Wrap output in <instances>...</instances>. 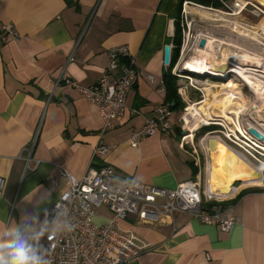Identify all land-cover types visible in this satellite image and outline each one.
I'll return each mask as SVG.
<instances>
[{"label":"crops","instance_id":"obj_1","mask_svg":"<svg viewBox=\"0 0 264 264\" xmlns=\"http://www.w3.org/2000/svg\"><path fill=\"white\" fill-rule=\"evenodd\" d=\"M182 1L0 0V19L14 23L19 33L14 41L0 40V242L21 241L29 231L45 237L52 230L45 211L66 183L58 167L81 177L88 167L109 164L114 182L136 180L168 189L195 177L190 140L196 145L177 130L175 111L168 133L156 132L136 145L127 142L165 102L163 47L173 46ZM116 45H125L134 57L136 77L125 112L101 133L97 106L55 81L67 77L92 85L108 64V49ZM120 74L118 66L110 77ZM98 142L109 147L103 158L92 157ZM210 160L209 155V191ZM234 181L228 187L237 185L235 195L220 203L235 218L228 231L182 212L119 219L118 226L140 247L129 264H264V172L255 185ZM108 217L102 206L93 220L102 224Z\"/></svg>","mask_w":264,"mask_h":264},{"label":"built area","instance_id":"obj_2","mask_svg":"<svg viewBox=\"0 0 264 264\" xmlns=\"http://www.w3.org/2000/svg\"><path fill=\"white\" fill-rule=\"evenodd\" d=\"M221 2L227 9L239 5L237 0L231 5L222 0ZM186 3L188 2L185 1L183 5ZM247 5L259 9L251 1H247L244 9ZM251 12L256 14L255 10ZM18 37L15 24L0 19V40L14 41ZM172 47L170 45L169 62L164 64L165 67L170 63ZM107 55L108 64L92 85L81 86L67 77H58L55 81V84H69L97 106L102 121L101 133L113 128V120L125 112V97L136 77L134 57L125 45L110 47ZM68 60H72L71 55ZM118 66L121 67L120 76L111 78L110 72ZM149 78L154 82L152 77ZM171 105L169 102L158 105L154 109L155 116L145 119L140 127L133 129L127 142L136 145L144 137L156 132L168 133L173 125ZM248 129L247 126L243 133L238 131V136L234 135L229 139L249 154L250 160L238 152L246 162L258 167L263 178L264 142L250 134ZM183 133L192 138L184 127ZM203 141L204 139L199 144V150L207 151ZM189 144L192 149L191 156L198 168L197 173L193 179L178 183L172 189L145 185L136 180L114 182V170L109 164L99 168L88 167L81 177H75L64 168L58 167L60 175L66 178V183L58 199L45 211L52 230L45 237H39L29 231L21 236L20 242L32 249V254L41 264H129L139 254L140 247L131 233L118 226V220L128 215H135L138 220L143 221L155 219L159 215L189 213L204 223H215L221 230H230L235 218L227 213L220 203L235 195L237 185H233L228 194L219 197L211 193L208 188V154L205 152L201 160L200 152L191 140ZM32 146L28 147L29 151ZM108 150L106 144L98 142L93 148L92 157L103 158ZM2 186L3 179L0 177V191ZM102 206L109 212V217L99 224L93 219L97 209Z\"/></svg>","mask_w":264,"mask_h":264},{"label":"rangeland","instance_id":"obj_3","mask_svg":"<svg viewBox=\"0 0 264 264\" xmlns=\"http://www.w3.org/2000/svg\"><path fill=\"white\" fill-rule=\"evenodd\" d=\"M234 1L224 0L228 5H231ZM249 1L258 6L259 9H256L252 5H247L245 9L239 12L233 7L227 9L223 6L222 9H214L192 3L182 5L179 14L182 27L181 46L177 61L172 68V73L177 77V93L180 99V107L173 115L180 130L183 131L184 127L187 134L192 135L194 144L198 149L204 137L215 132L214 134L218 140L250 160L249 154L237 147L230 139L234 135L238 136V131L243 133V129L247 126L248 128L250 127L249 123H251L252 119L258 118L256 110L259 108H261V111L264 110V95L261 97L255 95L252 87L245 84L234 73H226L224 75L205 72L193 73L184 70L183 66V63L191 60V56L193 55L203 57V55L194 53L193 50L198 45L197 41L204 36L205 40L224 43L228 46L225 47L226 49L240 48L241 51L237 52V54L243 60L247 57V54L258 56L259 60L252 61L254 63V71L261 73V70H263L264 72V1ZM197 7L206 14H213L220 19H206L199 17L196 13L188 15L189 9L195 10ZM251 10H255L256 14H253ZM229 45L231 46L229 47ZM202 57L200 58V62L212 58V56ZM262 75L264 74L262 73ZM262 79L264 80V78ZM209 107L225 110L227 113L225 115L226 120L214 118L203 123L199 115H204L205 110ZM261 116L264 119V113ZM259 123L262 124L263 121L261 120ZM260 126V129L264 131V127ZM205 141L206 139L203 141L204 144L206 143ZM200 151L202 153L204 150ZM234 180L239 181L240 178H235Z\"/></svg>","mask_w":264,"mask_h":264},{"label":"bare ground","instance_id":"obj_4","mask_svg":"<svg viewBox=\"0 0 264 264\" xmlns=\"http://www.w3.org/2000/svg\"><path fill=\"white\" fill-rule=\"evenodd\" d=\"M237 1L239 5H237L235 9L240 12L244 9V6H246L247 1L249 0ZM193 13L198 14L199 17H203L210 20H216L215 18H217V20L220 19L218 16H215L213 14H206L205 12L201 11L198 7L195 10H188V15H193ZM202 38H204V36ZM205 41L206 42L203 47L197 45V47H194L193 52L199 55H203L204 58L206 56H212V58L209 59L207 57L208 59H205L203 60V62H200V58L202 56L197 57L196 55H193L191 56V60H188L183 63L184 70H188L193 73H214L216 75L234 73L239 76L245 84L252 87L255 95H259L260 97L264 95V80L262 79L264 78V75H262V73L264 74V72L263 70H261V73L255 72V68H253L254 63L252 62L253 60H259L258 56L254 54H247V57L243 60V58H241L237 54V52L239 53L241 51L240 48L234 47V49L229 50L225 48L228 46H226L222 42H217L214 40ZM197 42L199 43V40ZM230 46L231 45H229V47ZM256 113L258 115V118L252 119L251 123L249 124L250 127L254 128L263 136L264 142V131L260 129V125L264 127V119L261 116V114L264 113V110L261 111V108H259L258 110H256ZM226 114L227 113L225 112V110L223 111L215 109L214 107H209L205 110L204 115H199V117L202 118L203 123H206V121L214 118H221L224 121V119L226 120ZM261 120L263 121L262 124L259 123ZM214 133L215 132H212L211 134L206 135L204 139H206L207 141L208 137H213L218 140ZM205 146H207V144ZM262 147L264 153V146ZM209 155L211 157L210 192L213 193L215 196L219 197L228 194L231 191L230 189L232 188V186L230 188L228 186L234 181L235 178H240V180L243 181L241 186L247 184L255 185L261 183V180L256 179V174L253 172L254 169L258 171V167H256L255 165H250L248 162L246 163V160L242 159L241 156L239 157L237 155V152L232 150L227 144L222 143L221 145L213 146Z\"/></svg>","mask_w":264,"mask_h":264},{"label":"trees","instance_id":"obj_5","mask_svg":"<svg viewBox=\"0 0 264 264\" xmlns=\"http://www.w3.org/2000/svg\"><path fill=\"white\" fill-rule=\"evenodd\" d=\"M185 1L186 2L188 1L189 4L192 3L196 5H201L203 7H209V8H214V9L223 8V4L221 0H183L182 2H180V4L177 7V17H175L174 19V33L172 36L173 47L171 51V60L162 75V81L165 87V102L172 103L171 110L173 112L177 111L180 107V99L177 93V83H176L177 77L172 73V68L177 61L180 46H181L182 27L180 23L181 20L179 19L180 18L179 14H180L182 5ZM177 130H180V129L177 128Z\"/></svg>","mask_w":264,"mask_h":264},{"label":"clouds","instance_id":"obj_6","mask_svg":"<svg viewBox=\"0 0 264 264\" xmlns=\"http://www.w3.org/2000/svg\"><path fill=\"white\" fill-rule=\"evenodd\" d=\"M0 264H41V261L17 239L0 242Z\"/></svg>","mask_w":264,"mask_h":264},{"label":"water","instance_id":"obj_7","mask_svg":"<svg viewBox=\"0 0 264 264\" xmlns=\"http://www.w3.org/2000/svg\"><path fill=\"white\" fill-rule=\"evenodd\" d=\"M205 42H206L205 39L201 38L199 40L198 45L200 47H203L205 45ZM169 57H170V45L169 44H165L164 47H163V63L164 64H167L169 62ZM248 131L250 132V134H252L259 141L263 142V136L258 131H256L254 128L250 127L248 129ZM206 144H207V151H208V157H209V154L211 152V148L213 146H216V145H221L222 143L220 141H218L217 139L213 138V137H208L207 141H206ZM237 155L240 157V155L238 153H237ZM253 172L256 174V179H260V180L262 179L261 173L259 171L254 169Z\"/></svg>","mask_w":264,"mask_h":264}]
</instances>
